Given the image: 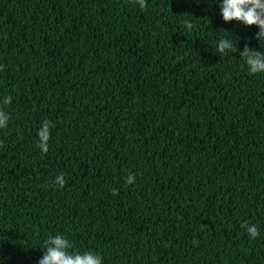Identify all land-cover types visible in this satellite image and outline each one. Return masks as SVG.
Returning a JSON list of instances; mask_svg holds the SVG:
<instances>
[{
	"label": "trees",
	"instance_id": "1",
	"mask_svg": "<svg viewBox=\"0 0 264 264\" xmlns=\"http://www.w3.org/2000/svg\"><path fill=\"white\" fill-rule=\"evenodd\" d=\"M146 3L0 0V264L57 234L102 264H264V73L215 53L264 52L259 29L222 0Z\"/></svg>",
	"mask_w": 264,
	"mask_h": 264
},
{
	"label": "clouds",
	"instance_id": "2",
	"mask_svg": "<svg viewBox=\"0 0 264 264\" xmlns=\"http://www.w3.org/2000/svg\"><path fill=\"white\" fill-rule=\"evenodd\" d=\"M141 10L147 7L146 0H134ZM221 16L225 23L236 21L246 27H257L259 29L256 39L264 41V0H222L220 3ZM184 27L191 30L193 27L190 21L184 22ZM229 52L237 53L244 64L247 66L250 75L264 73V52L256 51L245 45L242 51H239L237 44L234 46L232 39L223 38L217 42L215 53L219 56H226ZM4 70V65H0V71ZM12 104V97L5 96L0 102V129L8 126L10 115L5 111L7 106ZM55 124L49 120H44L37 131L36 148L43 154L49 151V141L51 139V129ZM135 174L129 173L125 178L127 185L135 183ZM53 184L63 189L66 185L65 174H58ZM111 194L117 196L118 189H112ZM202 229L207 228L201 225ZM241 228L245 229L250 239L255 240L260 236V232L255 224L247 222L241 224ZM43 256L39 259L38 264H102V256L91 251L79 252L75 250L74 244L64 235H49L44 241Z\"/></svg>",
	"mask_w": 264,
	"mask_h": 264
}]
</instances>
